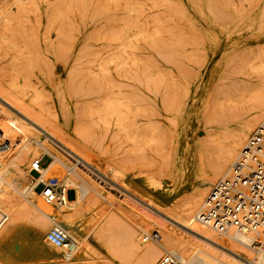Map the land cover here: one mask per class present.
I'll return each instance as SVG.
<instances>
[{
    "label": "bare ground",
    "instance_id": "6f19581e",
    "mask_svg": "<svg viewBox=\"0 0 264 264\" xmlns=\"http://www.w3.org/2000/svg\"><path fill=\"white\" fill-rule=\"evenodd\" d=\"M57 1L0 0V39H13L18 35L23 37L26 47L23 50L16 49L15 55L17 60L24 61L29 67L38 56L36 48L40 45H46L59 53L69 50L74 52L79 48L76 58L85 60L90 75H106L110 89L108 106L117 116L123 111V116L125 112L131 115L133 152L141 153L142 144H146L153 147V152L164 156L170 144L169 129L165 124L167 121L170 124L183 119L186 110V99L184 95L180 96L182 91L177 87L172 71L176 69L181 72L182 67L172 64L173 69L164 68L158 73L152 70L148 61L134 55L104 56L99 37L93 44L82 37L74 39L70 3L68 0L62 3ZM93 46L97 49L93 50ZM11 66L14 67L13 64ZM109 66L114 68L113 71ZM260 73L264 76V62L260 65ZM122 77L129 82L122 85ZM15 81L10 84L0 81V132H4L12 143L8 152L0 153L3 163L0 180V246L10 240L21 226L31 225L42 241L38 250L45 260L55 259L52 263L56 264L63 256V264H92L88 259L90 246L86 239H80L76 228L80 219L89 217L90 221L85 222L92 223L91 239L126 264H155L162 253L164 255L157 264L166 254L171 255L176 264H264V243L261 242L260 234L232 229L228 235L220 237L213 229L195 219L212 190L210 185L231 174L252 130L263 122L264 90L242 87L229 97V110L233 119H238V106L243 110L251 107L252 113L233 135L236 123L226 126L225 116L217 118L214 130L206 141L196 147L194 155L196 164H200L203 153L210 145H215L217 162L186 200L171 206L158 203L142 187V184L146 188L152 185L157 173L155 169L138 170V184L126 176L125 163L105 159L112 181L150 208L125 194L126 204L131 205V208L125 206L130 209L128 211L96 181L91 182L76 165H68L63 155L41 138V135L46 134L81 161L101 171V156L92 154L87 146L89 142L99 145V140H102L94 135L90 117L78 119L73 114V129L70 124L69 129H65L60 124L58 107L47 101L40 82L25 86ZM156 100L160 101L161 110L156 109ZM68 111H61V114L66 118L70 114ZM94 113L100 116L99 119L109 114L102 111ZM71 135L76 137V142L71 140ZM45 155L52 161L46 167H39V172H34L33 165ZM64 169L68 175H64ZM34 173L41 186L50 179H62L64 195L61 202L47 203L42 189L27 186L29 177L33 178ZM68 189L74 190L73 200L68 198ZM152 229H156L161 238L159 241L147 242L151 236H146ZM52 231L63 232L67 242L61 247L55 246L49 240ZM214 233L219 239L226 238L228 244L218 242Z\"/></svg>",
    "mask_w": 264,
    "mask_h": 264
},
{
    "label": "rangeland",
    "instance_id": "374dc122",
    "mask_svg": "<svg viewBox=\"0 0 264 264\" xmlns=\"http://www.w3.org/2000/svg\"><path fill=\"white\" fill-rule=\"evenodd\" d=\"M68 1L73 12L71 20L75 27L74 39L82 37L93 44L99 37L104 56L134 55L148 61L154 72L160 73L164 68L173 69L172 64L182 67L181 72L176 69L172 71L177 87L182 91L180 96L184 95L186 99V110L183 119L170 124L167 121L165 124L170 136L166 154H156L153 147L146 144H142L141 153L133 152L131 115L125 112L123 116V111L117 116L108 106L110 89L106 75L91 76L85 60L76 58L79 48L74 52L69 50L59 53L46 45H40L36 48L38 59L34 58L33 65L29 67L24 61L17 60L15 55L16 49L23 50L26 47V40L20 35L13 39L2 38L0 81L10 84L16 80L15 82L25 86L31 82H40L47 101L58 107L60 124L65 129H69V124L70 128L73 127V114L78 119L90 117L94 135L102 140H99V145L89 142L87 146L92 154L101 156V171L81 161L46 134L41 135V138L55 147L68 165H76L91 182L96 181L111 198L121 202L124 209L125 206L131 208L125 202V194L134 198L135 202L149 207L112 181L109 166L105 163L107 158L125 163L126 176L138 184V170L155 169L157 173L152 185L146 188L142 184V187L158 203L171 206L188 199L217 162L215 145H210L203 153L200 164H196L194 156L196 147L206 141L214 130V122L225 116L226 126L236 123L233 135L252 113L251 107L243 110L238 106V119H233L229 110V97L242 87L264 90V76L260 73V65L264 62V0ZM62 2L64 0L57 1ZM92 49L97 48L93 46ZM110 69L113 71L114 68L111 66ZM121 79L122 85L129 82L125 77ZM155 103L156 109L161 110L160 101L156 100ZM65 110H70L68 112L71 114L66 118L61 114ZM98 111L109 114L99 119L97 113L92 114ZM142 122L140 124L144 125ZM71 140L77 141L72 135ZM51 161L45 155L43 166H48ZM33 175V178L29 177L27 186L42 189L43 186L38 185L35 179L38 176L35 173ZM64 175H68L66 169ZM56 179L63 183L61 178ZM216 183L217 181L210 185V190ZM67 191L69 200H73L74 190ZM136 196L140 197L138 194ZM8 210L10 214V209ZM159 216L166 219L161 214ZM86 220L90 221V218L80 219L76 228L80 239H86L90 246L88 259L92 264H126L91 239L92 223H86ZM148 236L153 239L150 237L147 242L159 241L161 238L156 229H152L146 238ZM214 236L218 242L228 244L226 238L219 239L215 233ZM41 242L33 226H21L10 240L0 246V264H54L52 261L55 259L45 260L39 252ZM163 255L164 253L155 264ZM63 261L62 256L56 264H63Z\"/></svg>",
    "mask_w": 264,
    "mask_h": 264
},
{
    "label": "built area",
    "instance_id": "2783aa9c",
    "mask_svg": "<svg viewBox=\"0 0 264 264\" xmlns=\"http://www.w3.org/2000/svg\"><path fill=\"white\" fill-rule=\"evenodd\" d=\"M11 147V141L0 132V153L8 152ZM43 158L33 165L34 172L44 167ZM2 168L0 158V180ZM41 193L47 203L61 202L64 187L58 179H50L43 184ZM195 219L220 237L228 235L232 229L252 231L260 234L264 243V120L249 137L231 174L214 185ZM49 240L61 247L67 237L61 231H52ZM158 264L176 263L171 255L166 254Z\"/></svg>",
    "mask_w": 264,
    "mask_h": 264
}]
</instances>
